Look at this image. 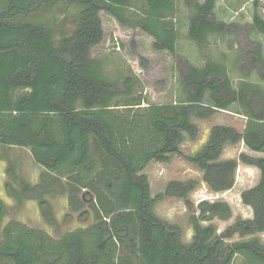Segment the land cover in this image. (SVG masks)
<instances>
[{
  "label": "trees",
  "instance_id": "16d2710c",
  "mask_svg": "<svg viewBox=\"0 0 264 264\" xmlns=\"http://www.w3.org/2000/svg\"><path fill=\"white\" fill-rule=\"evenodd\" d=\"M192 10L188 36L201 52L211 37L224 35L233 23L213 22L217 0H184ZM60 3L78 6L74 30L33 20L38 11ZM178 0H0V145L29 148L45 174L43 182H21L22 195L42 198L60 190L71 213L93 215L87 227L60 238L19 220L3 225L6 203L0 196V259L13 264H264V156L242 152L222 159L228 144H244L264 153V80L234 83L225 60L205 54L201 65L184 59L176 100L150 103L134 75L118 77L107 70V58L93 49L105 35L102 13L122 27L139 28L154 38L157 51L178 55ZM251 32L264 35V17L254 14ZM250 70L264 66V46L253 39L238 52ZM240 55V57H239ZM248 73V74H249ZM220 110L246 118L243 131L214 125L205 145L187 159L202 171L216 193L231 190L239 163L260 170L258 183L243 191L253 217L237 219L223 232L213 221L232 218L224 200L202 199L195 209L189 195L196 179L171 180L164 193L152 196L148 175L153 161L168 162L182 154L186 136L196 140L200 129L193 118L208 119ZM13 180L17 176L12 172ZM52 175V176H50ZM8 193L14 194L12 184ZM166 197L186 199L194 230L182 240L178 224L161 219L155 206ZM207 223V224H205Z\"/></svg>",
  "mask_w": 264,
  "mask_h": 264
},
{
  "label": "rangeland",
  "instance_id": "374dc122",
  "mask_svg": "<svg viewBox=\"0 0 264 264\" xmlns=\"http://www.w3.org/2000/svg\"><path fill=\"white\" fill-rule=\"evenodd\" d=\"M77 11L78 6L75 4L60 3L53 8L36 12L33 20L46 22L56 28L64 26L65 30L71 32L78 18ZM191 13L192 10L185 1L178 0L176 18L179 30V50L178 55L174 57L167 51L155 50L154 38L141 29L122 27L117 19L103 12L105 35L102 43L93 49V55L107 58V70L111 74L118 77L134 75L137 82L141 80L144 84L143 88L139 83L135 92L144 89L143 95L150 103H166L176 100L180 93V66L184 63V59L201 65L205 54L218 60H225L229 68L234 70L231 75L235 84L241 80L259 82L264 80V66L260 73L258 71L249 73L250 68L246 60L242 56L238 61L237 55L240 50L247 49L253 39L261 40L264 46V35L251 32L250 29L254 14L258 13L264 17V0H217L215 14L211 20L234 25L229 27L224 35L212 36L210 45L204 53L188 36ZM193 122L200 129L198 138L192 140L186 136L181 146L182 154L172 155L168 162L153 161L143 173L148 175L152 196L164 193L171 180L196 179L199 186L188 197L195 209L202 199L228 202L233 210L232 218L226 221L220 219L213 221L220 233L234 224L237 219L253 217L252 209L243 203L241 195L243 191L256 184L260 170L240 163L234 187L226 192H212L203 181L202 171L190 162L187 156L194 155L202 149L214 125H231L242 131L246 118L231 111L220 110L208 119L194 117ZM245 151L248 152V149L243 143L228 144L221 158H237ZM251 154L264 156V153L255 151H251ZM12 172L17 176V180H13ZM45 172V169L35 162L29 148L0 145V196L6 203L3 225L11 220H19L30 227L45 230L55 238H60L66 232L92 224L94 221L92 213L86 217H82L80 213H73L71 217H68L71 211L65 192L55 190L42 196L50 207L47 215L43 213L38 198H28L35 195L36 191H27L28 197L22 195L21 182L26 181L31 185L42 183ZM8 183L12 184L14 193L12 195L8 193L6 186ZM155 213L164 221L178 224L185 243L192 241L194 230L190 222L191 210L187 207L186 199L166 197L157 203ZM254 236L264 241L263 232L247 236L236 234L233 238L227 239V242L247 240ZM0 264L13 263L10 260L0 259ZM234 264L246 263L241 256H238Z\"/></svg>",
  "mask_w": 264,
  "mask_h": 264
},
{
  "label": "crops",
  "instance_id": "0c3cea01",
  "mask_svg": "<svg viewBox=\"0 0 264 264\" xmlns=\"http://www.w3.org/2000/svg\"><path fill=\"white\" fill-rule=\"evenodd\" d=\"M245 124H246V123H245ZM244 128H245V125H244L242 131L244 130ZM240 143H243V144H244V142H240ZM238 144H239V143H238ZM244 146L246 147V149H248V152H249V153H248V152L245 151L246 153H248V154H250V155H254V154H251V151H252V150H250L245 144H244ZM225 149H226V148H225ZM224 151H225V150H224ZM240 154H241V153H240ZM240 154H239V155H240ZM238 157H239V156H238ZM238 157H237V158H238ZM230 158H236V157H230ZM224 159H225V158H224ZM226 159H228V158H226ZM240 163H242V162H240ZM240 163H239V165H240ZM242 164H243V163H242ZM244 165H245V164H244ZM246 166H248L249 168H256V169H258L257 167H253V166H249V165H246ZM258 170H259V169H258ZM259 178H260V172H259ZM258 181H259V179H258ZM258 181L256 182V184L258 183ZM256 184H255V185H256ZM255 185H254V186H255ZM252 187H253V186H252Z\"/></svg>",
  "mask_w": 264,
  "mask_h": 264
}]
</instances>
